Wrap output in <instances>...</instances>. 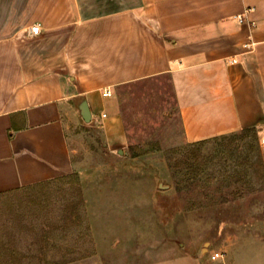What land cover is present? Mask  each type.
Returning a JSON list of instances; mask_svg holds the SVG:
<instances>
[{"label":"crops","instance_id":"1","mask_svg":"<svg viewBox=\"0 0 264 264\" xmlns=\"http://www.w3.org/2000/svg\"><path fill=\"white\" fill-rule=\"evenodd\" d=\"M164 75L185 141L260 140L264 0H0V193L73 170L74 113L122 144L117 88Z\"/></svg>","mask_w":264,"mask_h":264},{"label":"rangeland","instance_id":"2","mask_svg":"<svg viewBox=\"0 0 264 264\" xmlns=\"http://www.w3.org/2000/svg\"><path fill=\"white\" fill-rule=\"evenodd\" d=\"M115 97L122 144L74 113L73 170L0 193V264H264L260 140L185 141L165 75Z\"/></svg>","mask_w":264,"mask_h":264},{"label":"built area","instance_id":"3","mask_svg":"<svg viewBox=\"0 0 264 264\" xmlns=\"http://www.w3.org/2000/svg\"><path fill=\"white\" fill-rule=\"evenodd\" d=\"M250 10H251V9L248 8V10H245V11L247 12V11H250ZM236 18H237V20H238L239 22H243V21H244V13H243V14H242V13H241V14H237V15H236ZM250 24H251V25H254V22L251 21ZM38 30H39V26H38V25H34V26L31 27V32H33V33H37ZM252 45H253V42H251V43H249V44H246L245 46H246L247 48H251ZM105 95H110V93H109V92H106ZM102 116H105V114H102ZM260 143H261V144H264V137H261V138H260ZM222 256H223V254L220 253V252H213V253L210 255V259H211V260H215V259L221 258Z\"/></svg>","mask_w":264,"mask_h":264},{"label":"water","instance_id":"4","mask_svg":"<svg viewBox=\"0 0 264 264\" xmlns=\"http://www.w3.org/2000/svg\"><path fill=\"white\" fill-rule=\"evenodd\" d=\"M80 112H81V116L84 120H89L90 119V113L89 110L87 108V105L85 104V102H82L81 106H80Z\"/></svg>","mask_w":264,"mask_h":264},{"label":"trees","instance_id":"5","mask_svg":"<svg viewBox=\"0 0 264 264\" xmlns=\"http://www.w3.org/2000/svg\"><path fill=\"white\" fill-rule=\"evenodd\" d=\"M240 132H243V136H242L243 139L246 137L247 134H250L252 139H256L255 132L251 129H243ZM236 133H238V132H236ZM236 133H233V134L235 135ZM203 141H205V140H203ZM200 142H202V141H200Z\"/></svg>","mask_w":264,"mask_h":264}]
</instances>
